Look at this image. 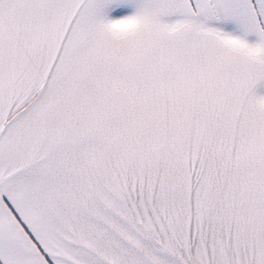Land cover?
I'll return each instance as SVG.
<instances>
[{
  "label": "snow or ice",
  "instance_id": "6c2138e0",
  "mask_svg": "<svg viewBox=\"0 0 264 264\" xmlns=\"http://www.w3.org/2000/svg\"><path fill=\"white\" fill-rule=\"evenodd\" d=\"M0 264H264V0H0Z\"/></svg>",
  "mask_w": 264,
  "mask_h": 264
}]
</instances>
